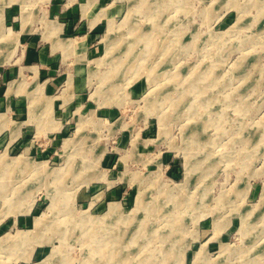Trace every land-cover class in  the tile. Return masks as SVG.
Masks as SVG:
<instances>
[{"label":"rangeland","instance_id":"374dc122","mask_svg":"<svg viewBox=\"0 0 264 264\" xmlns=\"http://www.w3.org/2000/svg\"><path fill=\"white\" fill-rule=\"evenodd\" d=\"M52 4L0 0V69ZM63 4L61 81L0 83V264H264V0Z\"/></svg>","mask_w":264,"mask_h":264},{"label":"crops","instance_id":"0c3cea01","mask_svg":"<svg viewBox=\"0 0 264 264\" xmlns=\"http://www.w3.org/2000/svg\"><path fill=\"white\" fill-rule=\"evenodd\" d=\"M63 1L53 0L51 6L55 13L52 25L56 27L54 32L51 30L48 32V34L51 32V40H47L45 37L48 35L43 33L41 35L25 33L22 44L23 55L21 56L23 59L21 58L16 66L0 69V83H5L15 75H17L15 79L19 78L21 69L22 72H27L36 81H40V86L61 81L54 75L56 67L60 62L63 63L62 55L65 50H81L86 45L85 43L94 37V32L91 31L92 26L89 25V18L82 7L79 10L74 6H64ZM87 26L90 27L88 30ZM14 80L10 81V85L14 83ZM10 85L6 87V92H9ZM12 93L17 94L16 91H13L8 95L11 97Z\"/></svg>","mask_w":264,"mask_h":264},{"label":"bare ground","instance_id":"6f19581e","mask_svg":"<svg viewBox=\"0 0 264 264\" xmlns=\"http://www.w3.org/2000/svg\"><path fill=\"white\" fill-rule=\"evenodd\" d=\"M158 26H159V25H158ZM141 36H142V35H141ZM147 37H148V36H147ZM147 37H146V38H147ZM7 38H8V37H7ZM14 38H15V37H14ZM137 40H138V37H137ZM143 40H144V39H143ZM153 42H154V41H153ZM166 44H168L167 41H166ZM162 45H163V44H162ZM144 46H145V45H144ZM109 48H110V47H109ZM166 49H167V48H166ZM114 54H115V53H114ZM133 58H134V57H133ZM108 60H109V59H108ZM112 60H113V58H112ZM110 61H111V60H110ZM123 61H124V60H123ZM129 62H130V61H129ZM123 68H124V67H123ZM152 76H153V74H152ZM153 100H154V99H153ZM13 196H14V195H13ZM113 211H114L115 214L118 213L117 210H116L115 208L113 209ZM114 217H115V216H114ZM114 217H113V218H114ZM124 217H125V216H124ZM119 218H120V217H119ZM111 220H112V218H111ZM85 221H86V220H85ZM106 225H107V224H106ZM109 225H110V224H109ZM118 226H119V225H118ZM108 227H109V226H108ZM111 227H112V226H111ZM113 230H114V229H113ZM124 231H125V230H124ZM118 232H119V231H118ZM22 235H24V234H22ZM114 235H115V234H114ZM20 237H21V236H20ZM23 237H24V236H23ZM123 245H124V244H123ZM165 245H166V244H165ZM120 250H121V249H119V251H120ZM121 252H122V251H121ZM149 252H150V251H149ZM126 253H127V252H126ZM164 254H165V253H164ZM138 256H139V255H138ZM135 258H136V257H135ZM144 258L146 259V257H144ZM140 259H141V258H140ZM142 260H143V259H142ZM121 261H122V259H121ZM146 261H147V260H146ZM142 262H143V261H142ZM149 262H150V261H149ZM122 264H123V263H122Z\"/></svg>","mask_w":264,"mask_h":264}]
</instances>
